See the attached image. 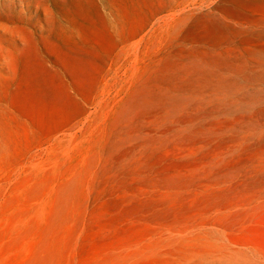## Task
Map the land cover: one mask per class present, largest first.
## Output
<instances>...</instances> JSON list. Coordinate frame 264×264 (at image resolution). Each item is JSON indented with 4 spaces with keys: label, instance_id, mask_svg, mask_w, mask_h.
Returning <instances> with one entry per match:
<instances>
[{
    "label": "rangeland",
    "instance_id": "1",
    "mask_svg": "<svg viewBox=\"0 0 264 264\" xmlns=\"http://www.w3.org/2000/svg\"><path fill=\"white\" fill-rule=\"evenodd\" d=\"M226 1L0 0V264H264V29L236 20L247 36L212 45L194 26L224 23L217 8ZM244 11L264 17V8ZM200 47L234 50L235 61L195 68L188 56ZM247 49L259 55L247 62ZM174 53L195 91L159 100L153 85ZM202 99L210 125L238 126L229 180L233 198L250 199L245 216L228 225L231 211L196 207L165 220V210L105 206L132 194L169 199L165 190L179 185L156 182L144 153L179 148L180 134L164 135L163 124ZM145 100L156 116L141 115Z\"/></svg>",
    "mask_w": 264,
    "mask_h": 264
},
{
    "label": "bare ground",
    "instance_id": "2",
    "mask_svg": "<svg viewBox=\"0 0 264 264\" xmlns=\"http://www.w3.org/2000/svg\"><path fill=\"white\" fill-rule=\"evenodd\" d=\"M224 1L225 0H216V3L220 4ZM226 2L231 4V6H222L220 8H217L218 9L217 13L222 18V20H224V23L223 22L218 23L219 20L217 19L212 21H208V20L206 21L196 18L194 26L202 32L203 35L200 36V39H202L204 43L206 41L212 45L220 44L226 39V35H232L235 37H239L241 35L245 36L246 33L248 32L246 30L244 31L242 28L243 26L240 23L236 22V20H244L246 26L259 27L264 29V17L261 19L254 12L253 14H247L244 11L245 9H252L258 7L264 8V0H227ZM233 51L234 50H231L230 52L228 51L230 54L221 55V54H214V52L208 51L207 49L200 47L195 49L192 53L189 54L188 60L191 61V64L195 68H198L200 65H205V67L208 66L207 68H210V70L213 71V70H218L221 67L230 66L231 62H233L234 60V58L231 56V53ZM256 55L259 54L251 49H247L245 50V52H243L242 58L243 59L245 58V60L249 62L250 59L252 61V57ZM174 56L176 57L178 55L174 53L170 57L169 61H167L166 64H164L167 66L166 69H163L161 71V68H164V65L161 66L159 72L160 74H162V77L160 81H158L153 85L154 91L158 93L159 100H163V96H164V94H162L163 92L169 94V99L175 100L179 97L182 98V96H189L195 91V89L191 87L192 86L191 83H188L192 81V78L194 76L193 73L190 72L185 73L187 66L186 65L183 66V62L180 61L179 58L177 59V62H175ZM182 58L181 60H183ZM241 64L242 63H240L239 66H241ZM166 72H168V74H166ZM242 72L243 74L245 73L244 71ZM261 88L263 89V87ZM135 91L131 94V96H139V97L143 96L141 92H135ZM196 91H199V89ZM247 98L248 97H246V99ZM141 104L147 107L141 111L142 116L143 114L146 113H148V115L154 114L155 116L158 114L156 111L147 112L148 108L152 109L154 107V104L150 100L149 101L145 100ZM173 105L174 108H178L176 104ZM204 106L210 107V103L205 102L204 99H202L200 102L188 103L186 107L183 108V110H180L179 114H177L176 116L174 115L175 117L173 121L171 122L168 121L169 123L166 122L163 124V125H167L162 131L164 135H167L170 132H175L180 134L179 135L180 143L178 144L179 148L171 149L169 153H164L160 155L156 154V152L151 149H147L144 153L145 157L143 158V160L145 159L144 160L145 168L151 174H153L152 176L155 178L156 182H158V179L160 178L159 180L164 185H168L170 182L179 185L175 187L174 190H172V192L170 193L168 192L167 189H166L167 191L164 189L165 193L169 195L168 196L169 199L165 201L161 200L158 202L153 201L152 197H150V199L146 197L145 198L140 197V199H134L135 194H132L134 200L132 198H128L124 201H119V200H113L112 197L111 200L105 203V206L114 209L118 207L119 204L126 203L127 210L129 211V213L131 214L144 213V214H149L151 216L154 215L156 216L157 212L161 210H165L168 212V214L163 215V218H165V220H169L168 218L170 217H175L179 219H183L184 217L188 218L189 213L191 212L193 213L196 207L203 208L204 211H211V210H217L218 212L231 211L232 214L225 218V222L228 225H236L240 221V219L245 216V213L242 212V210L239 208L250 205V199L246 198L238 201L236 197L233 198L231 196L232 184L230 183L229 180V176H230L229 173L233 171L232 170L233 165L237 161L236 156L233 155L231 152L234 146L231 142L234 136L235 127L238 126L235 124L233 120H231L225 125H219V126H213V124L210 125L207 119L204 116L203 117L201 116V113L204 110ZM139 107L140 106L138 105L137 109ZM193 108L196 110H193ZM168 118L169 116L165 117L164 119L167 120ZM163 144L167 145L166 142H163ZM145 148L146 147L144 146L143 149ZM142 167L144 168V166ZM144 176L145 175H143V177ZM149 191L151 192V190ZM155 191H154L155 194L153 195L154 198L162 194L161 190L159 192H155ZM209 222L214 223L215 227H221L220 220H217L216 218L211 219V221Z\"/></svg>",
    "mask_w": 264,
    "mask_h": 264
}]
</instances>
